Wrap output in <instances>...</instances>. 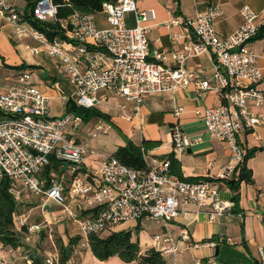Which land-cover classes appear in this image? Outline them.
Masks as SVG:
<instances>
[{"label": "built area", "instance_id": "built-area-1", "mask_svg": "<svg viewBox=\"0 0 264 264\" xmlns=\"http://www.w3.org/2000/svg\"><path fill=\"white\" fill-rule=\"evenodd\" d=\"M137 1L104 2L101 11L107 23L104 29L96 28L93 15L74 13L68 19L72 29L66 40H50L23 18L24 9L18 8L13 0H0V18L11 26L13 38L38 42L47 56L60 62L63 74L75 88L72 101L78 107H95L99 103L97 93L106 90L116 93L138 111L148 96L186 89L193 81L199 90L224 93L222 104L204 111L196 109L194 113L204 121L211 138L227 143L231 159L239 164L244 151L237 135L246 128L264 126V115L247 110L248 100L256 106L264 103V92L256 87L264 79V69L258 63L259 56L249 46L264 26V12L243 7V23L227 37H221L215 30V22L223 10L218 5L210 6L184 19L186 31L194 36L193 42L181 33L173 34L170 39L181 46V51L168 55L154 50L150 59L146 37L149 28L145 23L155 18V12L138 9ZM56 13L57 6L51 0H38L33 18L55 20ZM128 13L134 14L133 27L125 24ZM180 23V18L173 15L164 25L171 29ZM65 41L71 46L65 47ZM201 54L213 58L211 79H197L185 63L189 57ZM102 58L108 60V65H100ZM169 59L176 63L174 67L164 66ZM0 110L9 116L0 121V181L8 179V191L17 204L25 194L41 200V221H30V212L28 215L17 212L14 220L17 229L25 227V241L31 235L46 233L53 251L48 252L42 264H59L60 260L50 219L72 222L78 236L85 238L80 245L86 247L88 236L112 231L119 224L143 217L166 226L183 213L186 204L205 210L210 222L231 208L230 202L220 200L219 189L212 180H181L170 173L167 158L150 164L145 152V171L131 169L106 155L94 174H84L80 165L89 150L75 138L83 119L70 111L61 118L52 117L48 97L33 82L29 70L19 72L16 86L0 92ZM182 112L179 106L173 114L178 117ZM108 131L109 126L97 124L92 136ZM170 132L177 153L202 141V134L187 135L179 123H174ZM53 161L58 168L46 175ZM235 169L230 164L218 179H227ZM51 204L59 207L58 212L50 210ZM180 236L183 242L189 241L187 229H182ZM220 241L230 243L231 239ZM204 244L216 245L211 240ZM152 245L163 255L179 250L168 233L154 235ZM10 252L14 250L10 248ZM22 259L24 264H33L29 254H24ZM258 262L264 264V246L258 248ZM0 264L14 263L0 253Z\"/></svg>", "mask_w": 264, "mask_h": 264}, {"label": "crops", "instance_id": "crops-1", "mask_svg": "<svg viewBox=\"0 0 264 264\" xmlns=\"http://www.w3.org/2000/svg\"><path fill=\"white\" fill-rule=\"evenodd\" d=\"M13 3L20 9L25 5L24 0H13ZM213 5H218L223 10V15L215 22V30L221 37H227L243 23V7L247 6L256 13L264 12V0H138V9H152L155 12V18L145 23L149 28L146 37L150 59L154 50L168 55L181 51V46L173 44L170 39L173 34L181 33L185 39L193 42L194 36L186 31L184 19L204 12ZM173 15L178 16L181 23L167 29L164 23ZM93 19L97 29L107 27L102 12L93 15ZM125 24L128 27L135 25L133 13L125 15ZM11 33V26L0 18V92L16 86L19 72L29 70L33 82L48 97L50 115H64L68 100H73L75 88L63 74L60 62L47 56L38 42L13 38ZM69 33L70 31H66V38ZM249 46L259 56L258 63L264 69V37L252 40ZM99 63L104 66L109 62L102 58ZM185 63L194 71L197 79L212 78L213 58L210 54L189 57ZM163 64L167 67L176 65L171 59ZM256 87L264 92V79ZM97 98L99 103L94 108L106 117L92 116L86 119L78 129L77 133L80 135L75 134L77 141L84 143L89 150L80 165L84 174H94L100 166L102 156L111 155L119 146L130 140L142 147L150 164L153 160L172 156L178 161L184 177L212 180L219 189L220 200L231 203L230 210L213 222L208 221L205 210L194 204H186L182 208L183 213L169 221L166 226L149 217H143L138 221L119 224L112 231L132 233V230L136 229L137 236L134 238L132 233V238L139 241L142 252L153 248L154 235L168 233L179 250L177 253L164 254L165 264H196L197 261L204 264H259L258 248L264 246V126L246 128L237 135L244 153L251 149L256 151L246 160L253 182L248 184L242 181L238 190L233 191L228 181L232 177L236 179L238 171L231 173L224 180H219L218 176L230 164L235 168L239 164L231 159L227 143L211 138L205 131L204 121L194 113L196 109L204 111L207 107L222 104L224 93L212 89L199 90L193 81L186 89L148 96L138 111L114 92L100 91ZM179 106L183 108V112L176 117L173 113ZM247 110L253 114L264 115V103L256 106L253 101L248 100ZM174 123H179L187 135L202 134V141L183 153L175 152L170 132ZM97 124L109 126L108 133L92 136ZM235 194H238L236 202L233 200ZM25 196L26 194L23 198ZM55 212H58V209ZM182 229L189 232L188 242L181 240ZM213 237L216 238L212 240L216 243L214 247L204 244ZM220 239H231V242H218ZM69 263L79 264L73 260ZM88 264L136 263H126L117 256L99 261L91 254Z\"/></svg>", "mask_w": 264, "mask_h": 264}, {"label": "trees", "instance_id": "trees-1", "mask_svg": "<svg viewBox=\"0 0 264 264\" xmlns=\"http://www.w3.org/2000/svg\"><path fill=\"white\" fill-rule=\"evenodd\" d=\"M38 0H24V16L23 18L44 33L50 40L55 38L65 40L66 31L72 29L69 23V18L74 13L79 15H95L102 11V5L106 1L111 0H51L57 6L55 20L40 21L33 18V9ZM264 37V26L259 29L257 36L254 39ZM253 39V40H254ZM19 69V68H18ZM74 112L81 116L83 121L90 117H106L100 110L92 108H82L75 105L72 100H68L66 104V112ZM9 116L0 110V121L7 119ZM255 149H251L244 153L243 160L239 163L235 172L238 171L237 178L232 177L228 181L233 191H237L239 183L244 181L251 184L253 182L252 173L246 166V160L249 156L255 153ZM141 146L136 145L130 140H127L125 145L119 146L111 156L116 158L123 165L138 171H145L147 164L143 158ZM170 161L169 171L171 174L179 177L187 182L197 181L192 178L184 177L180 171V165L174 157L167 158ZM58 164L52 162V165L47 167L46 175L51 169L57 170ZM48 177V176H47ZM9 181L3 178L0 181V243L6 248L13 250L23 246V238L18 235L19 230L26 235L25 227L17 229L15 227V215L18 212V205L9 193ZM238 194H235L233 200L236 202ZM234 202V203H235ZM19 213V212H18ZM80 237L70 238L68 245L64 246L59 240L60 260L59 264H76L69 263L70 251L78 242ZM216 240L215 237L210 239ZM208 241V240H207ZM88 247L93 256L99 261H105L112 256L119 257L126 263L134 262L136 264H165L164 255L150 248L144 252L141 251L139 241L133 240L131 231H107L101 234L88 236ZM33 264H42L40 259L32 256Z\"/></svg>", "mask_w": 264, "mask_h": 264}, {"label": "rangeland", "instance_id": "rangeland-1", "mask_svg": "<svg viewBox=\"0 0 264 264\" xmlns=\"http://www.w3.org/2000/svg\"><path fill=\"white\" fill-rule=\"evenodd\" d=\"M65 47H70L71 44L67 41L64 42ZM64 115L60 117L55 118H61ZM78 132V131H77ZM75 133L76 136H79L80 133ZM106 153V152H105ZM107 154V153H106ZM42 202L40 199L32 197V196H25L23 198V202L18 205V212L20 214H26L28 215L30 212V221L32 222H39L43 219L40 206ZM59 209L58 206L52 205L50 207V210L55 212V210ZM51 229H52V238L55 243V248L60 254V246H59V240L62 242L64 246L68 245L70 238L78 237V232L75 228V225L67 220L53 222L52 219ZM147 227V225H145ZM18 235L23 238V246L19 249L14 250V252H10V248L2 247L0 249L1 255H3L5 258L12 261L14 264H24V260L22 257L24 254H29L31 257L36 256L40 259L42 262L44 257L48 254L49 251H53V247L51 246V243L47 239V235L45 232L40 233L39 235H31L28 240L25 241L26 235L21 233L19 230ZM133 237L136 238L137 231L136 229L132 230ZM80 237V236H79ZM85 238L80 237L78 242L73 246V248L70 251V260L76 261L79 264H88V259L91 256L92 252L88 246L84 247L81 246V242H84ZM93 255V254H92Z\"/></svg>", "mask_w": 264, "mask_h": 264}]
</instances>
